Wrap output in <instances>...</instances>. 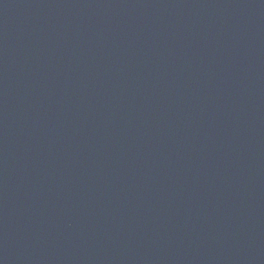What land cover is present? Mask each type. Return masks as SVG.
I'll return each instance as SVG.
<instances>
[{
	"label": "water",
	"instance_id": "water-1",
	"mask_svg": "<svg viewBox=\"0 0 264 264\" xmlns=\"http://www.w3.org/2000/svg\"><path fill=\"white\" fill-rule=\"evenodd\" d=\"M0 264H264V0H0Z\"/></svg>",
	"mask_w": 264,
	"mask_h": 264
}]
</instances>
